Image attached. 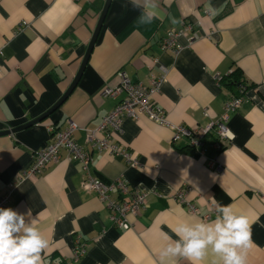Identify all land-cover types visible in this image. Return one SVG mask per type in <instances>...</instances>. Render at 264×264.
<instances>
[{"label": "crops", "instance_id": "0c3cea01", "mask_svg": "<svg viewBox=\"0 0 264 264\" xmlns=\"http://www.w3.org/2000/svg\"><path fill=\"white\" fill-rule=\"evenodd\" d=\"M106 0H0V132L25 124L52 107L76 77ZM143 4L144 0H137ZM151 23L131 0H111L76 85L42 121L0 134V196L12 185L9 207L34 219L49 241L43 264H159V251L177 223L214 219L216 205H232L250 223L247 264H264V0H152ZM190 28L182 49L163 51L166 30ZM156 62L153 63V60ZM238 68L245 81L243 101L230 113V141L215 151L213 130L198 147L145 115L124 118L110 138L136 156L97 151L87 132L101 123L116 99L101 95L116 73L147 83L164 73L152 95L167 120L190 129L215 121L230 90L219 78ZM207 110V115L204 110ZM77 129L73 139L90 156V173L104 182L123 176L133 191L148 192V206L129 216L126 230L113 225L109 211L82 186L81 164L58 159L40 174L23 176L36 151L49 142V127ZM102 137V134H97ZM199 208L192 213L176 199ZM116 197V195H113ZM209 215L208 218H204ZM84 244L77 261L73 252ZM177 264H188L178 259Z\"/></svg>", "mask_w": 264, "mask_h": 264}, {"label": "built area", "instance_id": "2783aa9c", "mask_svg": "<svg viewBox=\"0 0 264 264\" xmlns=\"http://www.w3.org/2000/svg\"><path fill=\"white\" fill-rule=\"evenodd\" d=\"M189 28L190 26L184 23L180 28L166 30L159 42L160 49L174 53L179 52L182 49V45L179 44V38L184 36ZM1 57L2 50L0 49ZM154 62H156V59L153 60ZM116 78L118 82L115 85L106 86L101 92L104 97L116 99L115 105L110 112L102 117L101 123L97 128L87 132V142L97 151H104L111 155H122L130 166H140L134 154L128 153L118 144L110 142L112 135L122 132V121L124 118L137 119L140 115H145L151 120L171 128L174 140L186 138L189 144L194 147L200 146L204 136L211 130L216 134V140L212 143L215 151L221 150L225 142L230 141L231 137L226 124L230 113L238 109L243 101V88L237 94H230L223 105L222 114L215 121L203 127L190 129L183 125L169 122L163 110L152 101V95L159 89L164 73L159 76L151 74L147 83L132 82L123 70H119L116 73ZM204 114L207 115L206 109ZM76 129L77 125L71 119L66 120L63 128L49 127V142L45 147L35 152L33 162L23 172V176L32 177L40 174L48 163L55 162L58 159L60 150H64L67 153L68 160H77L81 164L82 188L86 192L96 194L104 203L109 211V217L113 225L124 230L128 229L130 227L129 216H137L141 210L147 208L148 192L131 190L123 176L111 182H104L93 176L90 173V156L73 139V133ZM97 134H102L103 136L98 137ZM11 191L12 185L8 186L4 194L0 196V207H9ZM113 195H116V197H113ZM176 199L180 203L185 204L190 212L199 213V208L185 200L184 189L176 194ZM208 217L209 215L204 216V218ZM84 246V244H80L75 248L72 256L75 261L84 253Z\"/></svg>", "mask_w": 264, "mask_h": 264}, {"label": "clouds", "instance_id": "9594fccd", "mask_svg": "<svg viewBox=\"0 0 264 264\" xmlns=\"http://www.w3.org/2000/svg\"><path fill=\"white\" fill-rule=\"evenodd\" d=\"M131 2L142 9L139 22L151 23L155 18L149 8L155 7L152 0ZM213 203L214 219L182 221L171 229L175 239L163 235L166 243L159 251V264H177L181 258L188 264H247L252 246L248 217L235 212L232 205ZM48 247L34 219L11 207H0V264H43L42 254Z\"/></svg>", "mask_w": 264, "mask_h": 264}, {"label": "water", "instance_id": "95a60500", "mask_svg": "<svg viewBox=\"0 0 264 264\" xmlns=\"http://www.w3.org/2000/svg\"><path fill=\"white\" fill-rule=\"evenodd\" d=\"M110 1L111 0H106L105 2V5L101 11V14L99 16V20H98V23H97V26L92 34V38L90 40V43H89V46H88V49H87V52L83 58V61L81 63V66H80V69L76 75V77L74 78L73 82L71 83V85L69 86V88L67 89V91L63 94V96L52 106L50 107L46 112H44L43 114H41L39 117L35 118L34 120H31L25 124H22L21 126H18L16 128H12V129H9V130H5V131H1L0 134H7L9 132H14L16 130H20L22 128H25V127H28L30 125H33L35 123H38L40 121H42L44 118H46L49 114H51L60 104L61 102L66 98V96L69 94V92L73 89V87L76 85L82 71L84 70V67L86 65V62L88 60V57H89V54L91 52V49H92V46L94 45L95 41H96V38L98 36V33L100 31V28L102 26V23L104 21V18H105V15H106V12H107V9H108V6L110 4Z\"/></svg>", "mask_w": 264, "mask_h": 264}, {"label": "trees", "instance_id": "16d2710c", "mask_svg": "<svg viewBox=\"0 0 264 264\" xmlns=\"http://www.w3.org/2000/svg\"><path fill=\"white\" fill-rule=\"evenodd\" d=\"M220 82L230 90H234L236 88L240 90L245 86V81L243 80L242 74L238 68L234 69L229 75L222 77Z\"/></svg>", "mask_w": 264, "mask_h": 264}]
</instances>
